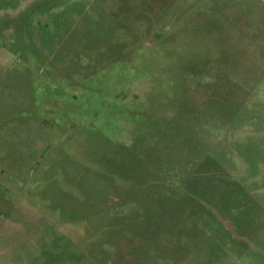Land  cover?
I'll use <instances>...</instances> for the list:
<instances>
[{
  "label": "rangeland",
  "instance_id": "374dc122",
  "mask_svg": "<svg viewBox=\"0 0 264 264\" xmlns=\"http://www.w3.org/2000/svg\"><path fill=\"white\" fill-rule=\"evenodd\" d=\"M0 264H264V2L0 0Z\"/></svg>",
  "mask_w": 264,
  "mask_h": 264
},
{
  "label": "built area",
  "instance_id": "2783aa9c",
  "mask_svg": "<svg viewBox=\"0 0 264 264\" xmlns=\"http://www.w3.org/2000/svg\"><path fill=\"white\" fill-rule=\"evenodd\" d=\"M264 2V0H262Z\"/></svg>",
  "mask_w": 264,
  "mask_h": 264
}]
</instances>
